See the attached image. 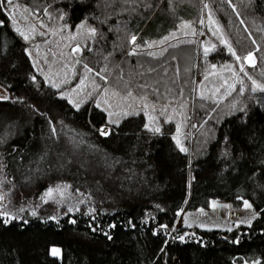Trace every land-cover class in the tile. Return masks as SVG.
<instances>
[{"label": "trees", "instance_id": "trees-1", "mask_svg": "<svg viewBox=\"0 0 264 264\" xmlns=\"http://www.w3.org/2000/svg\"><path fill=\"white\" fill-rule=\"evenodd\" d=\"M231 5L236 12L227 0H0V86L9 97L0 100V175L15 217L7 224L0 218V264H264V93L251 92V81L221 43L222 36L241 58L252 52L256 66L245 63V71L264 84V0ZM15 17L63 24L70 32L83 24L63 47L81 49L78 58H64L72 67L67 84L87 64L90 83L146 97L161 134L144 128V105L129 111L134 115L113 117L120 119L116 125L102 104L96 107V92L79 110L62 99V85L51 87L28 54L53 36L30 28L25 40ZM89 28L96 29L94 38ZM227 65L244 79V94L237 84L219 104L201 99L221 77L232 83ZM105 68L106 80L94 75ZM209 73L215 74L205 81ZM178 124L187 152L172 138ZM103 127L109 135L100 134ZM62 184L87 202L64 213L43 201L48 189ZM245 200L255 211L249 224L177 226L183 208L211 201L245 208ZM53 246L60 255H51Z\"/></svg>", "mask_w": 264, "mask_h": 264}, {"label": "rangeland", "instance_id": "rangeland-1", "mask_svg": "<svg viewBox=\"0 0 264 264\" xmlns=\"http://www.w3.org/2000/svg\"><path fill=\"white\" fill-rule=\"evenodd\" d=\"M14 19L17 21L15 26L19 27L27 34L29 32L28 29H30L34 24L37 31H46V33H49L51 36H53L51 40H44L43 43H41L40 45H35L34 47H32L30 52H28L35 70L40 75H42L44 79L45 77H48L49 80L55 81L56 83H59L64 79H68L70 73L72 72V67L68 61L66 62L64 60V58L66 56L78 58L79 53L73 54L72 49L79 45H72L69 50L66 48V51L63 49V47L69 46L68 41L71 40V35L75 34L76 38L78 37L77 32H70L68 30L65 31V29L62 28L63 24L47 25L46 22L42 21L41 19H37L33 23H27L25 22V20L17 17H15ZM84 76L85 72L80 71L79 74L75 76V80L73 83L69 85L67 83L62 84L63 93H67L68 97L73 101H76L77 103L80 100L88 99L90 97L87 96L88 92H96V94L94 93L93 96H96V98L101 102H103L105 99L109 100L111 103H113L114 111L122 110L129 112L136 109V107L142 106L146 103L145 100L140 99L142 97H138V99L128 97V94L123 93L108 84H100V87L94 90L92 83L93 81H91L90 83L89 79L86 80L83 91L73 93L72 89L76 88V86L80 83L81 78H83ZM105 89H107V92L104 91ZM113 93H117L118 95L113 96ZM4 95H7V91L5 88L0 86V96ZM124 97L128 98L123 99ZM102 105L105 107L103 103ZM148 106L150 108L155 107L151 104H148ZM57 188H59L60 190L56 191ZM51 189L54 190L53 198L48 199L47 201H53L54 203H56L58 206H60V208H63L64 213L66 211H69L70 208L73 209L72 211H74L80 205L87 202V197L84 194L80 192H72L65 184L55 186ZM45 193L43 197L45 196ZM0 196H3V200H0V206H2L0 207V211H6L10 216H12V214L8 212L7 209L8 201L6 198L5 189L3 188V178L1 177V175ZM43 201L45 200L43 199ZM225 202L226 204L222 203V201H211L206 207H197L194 209L183 208L179 213L177 226L196 225L206 229H226L235 224H249V222H251V220L254 218L255 211H253L251 208H234L228 201ZM213 203L216 204L215 208L212 207ZM201 209L203 210V212H201ZM32 212L34 211L30 210V213ZM58 215H60V213L52 214L51 217H57ZM52 248L58 247L53 246ZM253 262L244 261L241 264H253Z\"/></svg>", "mask_w": 264, "mask_h": 264}, {"label": "snow or ice", "instance_id": "snow-or-ice-1", "mask_svg": "<svg viewBox=\"0 0 264 264\" xmlns=\"http://www.w3.org/2000/svg\"><path fill=\"white\" fill-rule=\"evenodd\" d=\"M227 2L229 3V5L232 7L233 11L236 12V8L234 5H231V0H227ZM7 3L8 4H12V0H7ZM204 8L207 9L208 8V4L205 3L204 4ZM237 15H239V13L237 12L236 13ZM45 15H49L48 11L45 9ZM25 20H27V16L23 17ZM61 20L64 19V16L61 15ZM209 22L210 23H215V21H213L211 19V16H209ZM204 21L201 20V24H203ZM241 23H243V21H241ZM3 22L0 21V25H2ZM13 24L15 25L16 24V21L15 19L13 18ZM66 27V26H65ZM84 27L83 24L81 25H78L77 26V33L80 32V30ZM185 27H189V25H185ZM25 40H28L30 37H29V34H27L25 31H22L19 27H16L15 29ZM31 31L33 33L36 32V29H35V26L33 25L31 27ZM219 32V28H217V31L216 32H213V35H217V33ZM96 29L94 28H89L87 30V35L90 37V38H94L96 36ZM194 34V33H193ZM39 35L43 36L45 35V33L43 32H40ZM70 39H73L75 40L76 39V35L73 34L71 35ZM136 36H132L131 37V40H130V43H132L133 45H135V42H136ZM167 39V38H166ZM187 43H192V41H185ZM221 43L223 44H226L228 45V51L235 57L236 61L240 64V68H239V73H243V76L244 77H247V79L249 81H251V92L252 93H255L257 91L259 92H262L264 93V84L262 83H258L255 79L252 78V76H250L246 71H245V68H244V64L247 63L249 65H251L252 67H255V58H254V54L252 52H249L247 56L241 58L240 56L236 55L235 51L232 49L231 45L228 44V41L224 40L221 36ZM253 43H255V41L253 40ZM149 47H151L152 45H148ZM38 47V46H37ZM215 48V45L211 46V47H205L204 48V55L207 56L209 54V52H211L213 49ZM258 50V49H257ZM81 51V49L79 48V46L75 47L72 49V52L73 54L75 53H79ZM136 54V49L133 48V50L131 52H129V55H135ZM149 55H152V56H155L156 53H148ZM161 55L163 54L162 52L160 53ZM77 63H80V61H77ZM84 69H85V73L86 75L81 78L80 80V83L76 86V88H73L72 89V92L73 93H78L79 91H83L84 87H85V82L86 80L88 79V76H87V73H93V69L89 68L87 64H84L83 65ZM228 71L231 72V75H232V78H233V81L232 83H229L228 80H225L223 77H221V80H223V83L220 84L219 87H215L211 90V94L210 95H205L203 92L200 93V97L201 99H204V100H213V102L219 104L221 100H223L224 96H230L232 94V92L236 91V85L239 84L240 87H239V93L240 95H243L244 92H245V84H244V79L240 76L239 73H237L235 70L232 69L231 65H227V66H224ZM212 68L215 69L216 66L215 65H212ZM107 69H102L101 72H97L95 73L94 75L99 77L100 79L102 80H106V77L104 75H102L103 72H106ZM215 73H209V74H206L205 75V81H207L209 79V75H214ZM33 80H35V77H33ZM45 80L46 82H48L50 84L51 87L53 88H56V89H60L61 88V85L62 84H66L68 83L69 81L67 79H64V80H61L59 83H56L55 81H52V80H49L48 77H45ZM93 89H97L100 87V85L96 84L95 81L93 80ZM221 89H225L224 91V94L223 96H220L219 99L216 98L217 96V93H219L221 91ZM105 92H107V89L104 90ZM92 95V92H88L87 93V96H91ZM118 95L117 93H113V96H116ZM128 97H132V92L129 91L128 92ZM128 97H124L123 99H127ZM61 98L64 99V98H67L69 100V103L73 104V106L79 110V108L81 107V105L85 102L84 100H80L78 103L76 101H73L71 98L68 97L67 93H61ZM9 97L7 95H4V96H0V100H8ZM142 100H145L146 101V97H142L140 98ZM104 104L105 107L103 108L104 111L107 112L108 114V123L109 124H116L118 125L120 123V119H113V117H116V116H119L121 119L127 117V116H130V115H134L135 113L134 112H128V111H121V112H116L113 110V103H111L109 100L105 99L103 102H101L100 100L97 101V104H96V107L100 108L101 107V104ZM148 104L145 103L144 104V114L148 117V123H146L144 125V128L153 133L154 135L155 134H161L162 132V129L160 126H157L158 125V120H157V117L154 116V115H151L147 109H148ZM184 107H186V105H181V108L183 109ZM152 112H155L156 109L155 107H153L151 109ZM165 113L164 111H161L160 115L163 116ZM171 120V117H169V121ZM165 122H168V121H165ZM50 125L52 124V121L50 120L49 121ZM192 127H196V125H193ZM51 131L53 134L56 133V129L55 127H52L51 128ZM100 134L101 135H104V136H107L110 134L109 130L106 129V128H102L100 130ZM181 134V125L178 124L177 125V135L173 136V140L176 141V144L177 146L179 147V150L181 152H187V148L183 147L182 143H181V140L179 138ZM0 142H3L2 140H0ZM118 162V161H117ZM60 189L57 188L56 191H59ZM53 189H48V191L45 193V196L42 197V199L45 200V202H47L48 199H52L53 198ZM0 200H3V196H0ZM244 207L247 209V208H251L252 205L249 204V202L247 200H245L244 202ZM2 207V206H0ZM212 207H216V204L213 203ZM73 209H69V212H71ZM23 211V209L21 210ZM201 212H203V210L201 209ZM36 213L33 212L32 215H35ZM179 215V213H178ZM0 218H4L3 219V223L7 224L9 223L12 219H14L15 217L13 216H10L9 213H7L6 211H0ZM52 219H55V217H53ZM72 223H75V221H71ZM250 223V222H249ZM162 227H166V226H162ZM229 231H231V229H228ZM109 239H111V237L109 236L108 237ZM181 240H183V237L180 238ZM163 251V249H162ZM51 255L53 256H58L60 255V250L58 248H52L51 249ZM253 264H260L259 261H254Z\"/></svg>", "mask_w": 264, "mask_h": 264}]
</instances>
